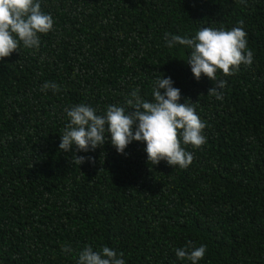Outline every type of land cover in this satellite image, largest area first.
I'll return each instance as SVG.
<instances>
[{"label":"trees","instance_id":"trees-1","mask_svg":"<svg viewBox=\"0 0 264 264\" xmlns=\"http://www.w3.org/2000/svg\"><path fill=\"white\" fill-rule=\"evenodd\" d=\"M39 2L53 30L38 50L21 45L0 61V264H76L89 245L123 252L125 264H191L175 254L188 241L207 246L198 264H264V0ZM240 21L253 63L217 73L227 82L218 100L211 80L194 78L191 50L167 47L165 33ZM162 77L206 123L203 146L182 145L194 156L187 169L148 165L137 141L124 154L108 141L59 150L66 107L104 114L136 88L151 102ZM45 82L60 90L41 91Z\"/></svg>","mask_w":264,"mask_h":264},{"label":"clouds","instance_id":"clouds-1","mask_svg":"<svg viewBox=\"0 0 264 264\" xmlns=\"http://www.w3.org/2000/svg\"><path fill=\"white\" fill-rule=\"evenodd\" d=\"M239 24L231 30L205 26L191 38L165 33L167 47L178 44L191 50L186 62L194 78L199 81L203 75L211 80L214 86L208 90V95L218 100L223 99L222 90L227 82L218 79L217 73L231 76L239 71L241 65L251 66L253 63V52L247 47L243 21ZM53 25L52 16L41 10L39 0H0V61L14 52L19 53L21 45L38 50L40 34H48ZM173 84L171 77L157 78L151 102L142 99L138 94L139 88H136L125 101L127 107L109 105L104 114H98L87 104L66 107L64 112L68 123L60 135L59 150L87 153L108 141L118 153L124 154L128 145L137 141L146 145L144 151L148 165L165 161L170 167L187 169L194 156L184 146L198 149L206 143L203 135L206 123L197 114L194 103L189 104L188 99L180 102V89ZM48 89L54 93L60 90L56 83L45 82L41 91ZM85 162L94 163V158L76 155L75 163L80 166ZM206 249V245L196 247L188 241L184 248L176 249L175 254L180 260L198 264ZM62 250L72 251L69 247ZM123 255V252L118 253L108 246L94 250L89 245L79 252L76 264H125Z\"/></svg>","mask_w":264,"mask_h":264}]
</instances>
